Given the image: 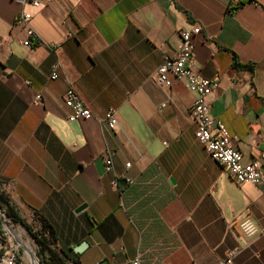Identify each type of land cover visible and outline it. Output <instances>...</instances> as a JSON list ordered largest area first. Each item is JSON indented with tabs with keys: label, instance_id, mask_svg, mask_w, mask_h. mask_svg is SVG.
Returning a JSON list of instances; mask_svg holds the SVG:
<instances>
[{
	"label": "crops",
	"instance_id": "crops-1",
	"mask_svg": "<svg viewBox=\"0 0 264 264\" xmlns=\"http://www.w3.org/2000/svg\"><path fill=\"white\" fill-rule=\"evenodd\" d=\"M238 1L40 0L34 8L0 0V191L34 228L45 219L55 247L78 264H127L137 255L142 264H264V183H236L196 142L194 94L183 79L170 87L155 80L180 31L198 24L191 67L220 75L209 114L243 163L260 159L264 0ZM22 10L52 49L22 45ZM68 82L92 118L68 120ZM109 109L115 131L98 120Z\"/></svg>",
	"mask_w": 264,
	"mask_h": 264
},
{
	"label": "built area",
	"instance_id": "built-area-1",
	"mask_svg": "<svg viewBox=\"0 0 264 264\" xmlns=\"http://www.w3.org/2000/svg\"><path fill=\"white\" fill-rule=\"evenodd\" d=\"M20 5H30L34 8L39 7L40 0H14ZM244 0L238 1L241 4ZM32 15L26 10H22L17 22L20 23L25 31V38L22 45L28 48H34L44 44L52 49L54 45L44 43L38 33L31 25ZM200 26L194 24L190 29L180 31V46L173 57H166L157 67L155 72L156 83L161 87H170L172 79H183L186 88L194 94L191 107V115L195 124L194 138L209 154V156L227 170L229 176L236 183L250 182L253 184L264 183V152L260 159H254L243 163L239 150L233 145L225 126L215 121L209 114L208 95L216 89L220 82V75L213 77H204L195 73L191 67L194 53L193 38L200 33ZM58 61L54 63L50 73L51 79L58 78ZM42 99L41 93H36L34 102L38 103ZM64 105L69 109V121L77 119H89L94 115L81 97L73 83L68 85L63 94ZM164 106V104L162 105ZM111 131H115L117 118L115 111L109 109L103 118L98 119ZM102 161L106 172H112L114 169L113 157L109 151H104ZM112 185L117 187L118 181L115 178ZM239 253V249H231L226 253L224 263H231L233 258ZM18 253L6 250L1 257L2 264H16ZM127 264H142L141 257L137 255L127 261Z\"/></svg>",
	"mask_w": 264,
	"mask_h": 264
},
{
	"label": "trees",
	"instance_id": "trees-1",
	"mask_svg": "<svg viewBox=\"0 0 264 264\" xmlns=\"http://www.w3.org/2000/svg\"><path fill=\"white\" fill-rule=\"evenodd\" d=\"M0 210L12 222L22 224L29 236L33 238L38 246L36 253L40 264H78V260L73 259L65 250L55 247L57 242L55 230L45 219L41 218L40 228H34L20 216L4 191H0Z\"/></svg>",
	"mask_w": 264,
	"mask_h": 264
},
{
	"label": "rangeland",
	"instance_id": "rangeland-1",
	"mask_svg": "<svg viewBox=\"0 0 264 264\" xmlns=\"http://www.w3.org/2000/svg\"><path fill=\"white\" fill-rule=\"evenodd\" d=\"M9 227L12 228L15 233L13 237L11 236L12 232L8 230ZM17 238L22 241L21 244L18 243ZM32 240L33 238L29 236L19 223L10 221L0 210V242L3 245L2 252H0L1 256L6 250H11L12 252L18 253V260L23 264H40L39 259L37 260L34 256L36 244L33 243L34 241ZM27 245L32 249L29 253L26 250Z\"/></svg>",
	"mask_w": 264,
	"mask_h": 264
},
{
	"label": "water",
	"instance_id": "water-1",
	"mask_svg": "<svg viewBox=\"0 0 264 264\" xmlns=\"http://www.w3.org/2000/svg\"><path fill=\"white\" fill-rule=\"evenodd\" d=\"M86 207V204L83 203L81 204L77 209H76V212H79L81 210H83L84 208ZM11 221V220H10ZM14 223V222H13ZM22 227L23 225L20 224ZM34 241V240H33ZM88 243L86 241H83L81 243H79L76 247H74V252L75 253H81L86 247H87ZM37 249H35V252H34V256L35 258L38 260V256H37V253H36ZM37 256V257H36Z\"/></svg>",
	"mask_w": 264,
	"mask_h": 264
},
{
	"label": "bare ground",
	"instance_id": "bare-ground-1",
	"mask_svg": "<svg viewBox=\"0 0 264 264\" xmlns=\"http://www.w3.org/2000/svg\"><path fill=\"white\" fill-rule=\"evenodd\" d=\"M8 230L10 232H12L11 236L13 237L15 235L13 229L9 227ZM17 241H18L19 244L22 243V241L19 238H17ZM26 248H27L26 250L28 251V253L31 252L32 249H31V247L29 245H27Z\"/></svg>",
	"mask_w": 264,
	"mask_h": 264
}]
</instances>
